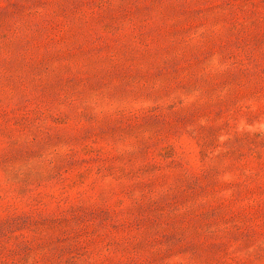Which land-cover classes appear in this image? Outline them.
<instances>
[{"label": "rangeland", "instance_id": "rangeland-1", "mask_svg": "<svg viewBox=\"0 0 264 264\" xmlns=\"http://www.w3.org/2000/svg\"><path fill=\"white\" fill-rule=\"evenodd\" d=\"M0 264H264V0H0Z\"/></svg>", "mask_w": 264, "mask_h": 264}]
</instances>
